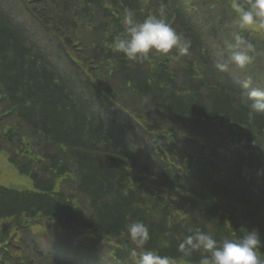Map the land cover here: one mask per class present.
Wrapping results in <instances>:
<instances>
[{
    "label": "trees",
    "instance_id": "1",
    "mask_svg": "<svg viewBox=\"0 0 264 264\" xmlns=\"http://www.w3.org/2000/svg\"><path fill=\"white\" fill-rule=\"evenodd\" d=\"M23 1L34 2L11 0L6 12L2 7L5 1L0 0V81L7 87L10 104L19 106L17 117L22 121L15 125L17 131L10 127L7 134L18 138L22 145L19 155L28 159L24 163L11 154L10 162L20 174L30 177L34 190L0 186V220L26 217L34 222L42 217L54 221L60 235L65 225L72 233H92L85 251L91 264H132L129 251L134 245L127 226L136 220L150 229L151 240L145 250L168 255L174 264H199L200 253L185 259L177 252L178 242L189 234L190 227L217 238L242 235L244 228L257 229L264 238V113L250 119V101L239 89L238 77L216 67L224 64L225 70H230L228 45L239 32L231 0H196L190 6L180 0H108V4L105 0H35L30 15L41 32L51 34L56 51L64 46L75 50L68 30L64 29L61 37L55 31L54 23L62 24V11L72 17L69 24L74 28L76 15L90 20L97 8L108 16L111 27L102 25L106 32L98 35L96 55L92 50L85 53V59L80 57L87 71L70 66L76 77L86 74L83 85L71 81L61 69L64 60L60 54L29 29L34 19L22 15L19 8H24ZM127 12L138 22L148 15L173 18L176 23L170 25L190 42L189 54H175L171 60L157 57L155 70L149 69V64L129 66L126 58L113 50L114 40L123 38L122 20ZM241 34L254 45L255 59L239 76L260 82L264 77V34ZM87 57L118 68L144 100L140 107L143 116L131 119L126 128L116 120L109 125L98 118L101 116L93 108L101 97L91 79L101 76L94 75ZM158 100L170 104L176 117L153 125L149 121L155 114L151 106ZM109 114L128 118L117 108ZM21 131L36 138L40 146L33 152L31 146H24ZM170 131L176 135L171 148L166 143ZM42 136L45 139L41 140ZM2 139L0 150L6 141ZM138 145L141 149L135 150ZM76 182L78 187L71 188ZM62 183L66 185L62 187ZM78 192L89 199L88 216L82 205L75 204ZM229 196L231 203L226 201ZM22 227L9 225L3 232L7 236ZM45 237L47 241L55 239ZM103 237L116 242L112 251L103 249ZM58 243L46 246L45 251L51 253L55 264H68L67 254L59 248L65 243ZM33 244L35 258L29 264L42 259L38 257L42 256L41 246L35 240ZM11 248L0 244V264H12ZM80 248L75 250L80 252Z\"/></svg>",
    "mask_w": 264,
    "mask_h": 264
},
{
    "label": "clouds",
    "instance_id": "2",
    "mask_svg": "<svg viewBox=\"0 0 264 264\" xmlns=\"http://www.w3.org/2000/svg\"><path fill=\"white\" fill-rule=\"evenodd\" d=\"M230 6L236 14L235 24L239 32L233 35L234 43L228 45L229 60L238 69L244 70L255 59V47L241 33L264 34V0H231ZM122 24L123 38L117 37L113 47L129 60L148 59L153 51L165 56L174 50L178 56L189 54L190 42L165 21L163 14L160 17L148 16L138 22L131 12H127ZM216 67L220 71L225 70L224 64L218 63ZM244 86L247 88L249 84L245 83ZM247 96L250 100L249 118L264 113V89L252 88ZM241 230L242 235L217 238L198 227H190L189 234L178 242L177 252L185 259L200 253L199 264H264L258 254V250L264 248V238L259 230ZM127 233L134 245L129 251L132 264H174L173 258L168 255L145 250L151 234L144 222L133 221L127 226Z\"/></svg>",
    "mask_w": 264,
    "mask_h": 264
},
{
    "label": "rangeland",
    "instance_id": "3",
    "mask_svg": "<svg viewBox=\"0 0 264 264\" xmlns=\"http://www.w3.org/2000/svg\"><path fill=\"white\" fill-rule=\"evenodd\" d=\"M106 3L108 4V0H105ZM196 2V0H182V4L186 3L188 6H190L192 3ZM81 7V5H80ZM80 7L78 9H80ZM159 9L158 5L155 3V11H157ZM99 12V11H98ZM96 10L93 9V12H91V15L94 16V13H98ZM76 15V14H75ZM86 15V14H83ZM77 18L75 27L77 28V30L73 29L74 31V37H72V39L75 38H80L82 43L80 44H76V46L74 47L75 49L79 48V45H83L84 48H87L90 44H95L99 41L98 39V35L100 34V28H98L99 23L95 22V20H82L79 19V17L76 15L75 16ZM173 18H171L172 21ZM72 17L70 15H63L62 17V23L64 25H60L58 26L56 23H54V25L56 27H61L62 26V32L65 28V26H69V23L71 22ZM80 27H87L88 29H78ZM89 28L93 31V32H89ZM258 34V33H256ZM259 35V34H258ZM262 35V34H261ZM262 40L264 39L263 36ZM66 47L64 46V49ZM81 52H83V50L81 51H77V56L78 53L81 54ZM109 76V80L111 82V84L117 89L119 96L124 97V100L126 102H130V105L134 108H140L143 107L144 104V100L140 97H138V95H136V93H134L133 88L128 87L127 85H125L122 81H120L116 75L112 74V70L109 71V73L107 74ZM152 109L155 111V116H169L168 112L163 109L160 108L158 106H151ZM16 122L11 121H5L1 124L0 126V139L1 141H3L2 138H5V144H9L10 147H8V149H6V153H0V185L4 186V187H9V188H14V189H18V190H24V189H33V184L31 179L28 176L25 175H21L18 173L17 169L9 163V157L11 154H16L18 155V159L21 162H28V159H26V157L24 158V156H20L19 155V148L21 145L20 141H18V138L16 136L10 137L9 134H7V131L10 129V127H13L16 129L15 124ZM22 124V122H19V126ZM19 132V131H18ZM23 135L24 138L22 140V143L24 146H31V151L33 152L35 149L38 148V140H36V138L32 139L29 138V136H27L23 131H21V134ZM13 140V141H12ZM19 142V145L17 142ZM37 157V154L36 156ZM42 167V166H41ZM43 169H41L40 171H42ZM66 183H62L61 186H65ZM80 195V194H79ZM82 196V195H80ZM83 201V199H82ZM226 201L228 202H233V199L231 198V196L226 198ZM55 223L52 222H48L46 220H39L36 222V224L34 225V228L31 229V231L35 232V233H43L42 235H46V234H50L52 232L56 231L55 226L53 225ZM17 240H20V235L17 236ZM19 254V253H17ZM260 258L262 259V256H260ZM26 263H28L26 261Z\"/></svg>",
    "mask_w": 264,
    "mask_h": 264
}]
</instances>
